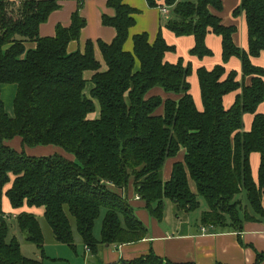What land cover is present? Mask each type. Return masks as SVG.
Here are the masks:
<instances>
[{
	"label": "trees",
	"instance_id": "obj_1",
	"mask_svg": "<svg viewBox=\"0 0 264 264\" xmlns=\"http://www.w3.org/2000/svg\"><path fill=\"white\" fill-rule=\"evenodd\" d=\"M146 1L150 7L172 11L167 27L176 36L195 37L193 56L213 55L206 45L208 33L222 37L224 64L233 57L241 60V81L235 72L223 80V65L212 71L199 69L204 106L200 111L189 83L192 66L165 61L166 53L175 48L162 33L153 45L147 34L137 35L134 52L125 51L137 11L123 0H108L116 16L102 18L105 26L117 31L111 44L98 42L105 72L92 41L84 53L68 52L86 26L80 8L70 27L58 25L55 37H42L40 27L60 9V0L19 4L0 0V264H44L46 244L39 217L26 212L15 218L16 226L27 243L40 249L41 258L24 256L16 236L9 240L4 195L13 209L44 208L43 218L57 244L74 249L81 244L93 254L101 245L121 246L147 238L148 228L124 196L131 184L158 222L164 219L167 200L175 211L190 213L200 208L199 197L208 206L200 221L204 228L243 232L246 223L264 220V114L258 112L264 102V69L252 63L264 52V0H241L234 13L246 17L249 51L235 45L237 28L224 26L212 14L210 8L222 10L221 0ZM86 71L95 73L91 97L85 94ZM2 85L17 87L13 118L6 112ZM155 89L175 98L148 97ZM238 90L234 106L227 110L224 97ZM95 102L100 106L98 119L91 118L97 111ZM246 114L254 116L249 132L244 129ZM17 137L22 151L8 145ZM40 146L58 147L74 159L63 153L36 157L25 152L27 147ZM182 150L184 162L176 163L170 180L164 181L166 162ZM253 153L261 155L258 182L252 175ZM244 193L246 206L241 199ZM103 211L98 241L94 229ZM263 260L264 254H259L256 264ZM113 264L194 263H174L150 253Z\"/></svg>",
	"mask_w": 264,
	"mask_h": 264
},
{
	"label": "crops",
	"instance_id": "obj_2",
	"mask_svg": "<svg viewBox=\"0 0 264 264\" xmlns=\"http://www.w3.org/2000/svg\"><path fill=\"white\" fill-rule=\"evenodd\" d=\"M13 1V0H12ZM125 4L137 11L135 14V25L130 29V36L126 42L124 49L127 52H134V37L137 35L147 34L149 42L153 45L158 38L159 33H162L166 43L175 48L174 52H168L165 55V61L172 65H177L180 61L184 62V66H192V75L189 77L191 85V94L195 101L198 110L203 111V101L201 95L200 82L198 78V70L205 68L209 71L214 70L215 67L223 65L226 68V74L223 78L235 72L238 74V80L242 79V62L236 57L231 58L227 64L223 61V44L222 37L210 32L206 36V45L213 52V55L205 58H198L191 54V50L196 44L194 36L178 37L168 27V22L173 18L172 11L168 8L167 12L163 11L164 7L153 8L150 7L146 0H123ZM108 0H60L59 10L53 12L48 21L41 25L40 35L42 37H55L56 28L62 25L65 28L71 26L72 15L80 8V16L86 20V26L82 29L80 40L70 43L68 52L81 51L84 53L88 41H92L95 46V57L101 64V72L107 71V65L104 61L103 55L99 49L98 42L102 41L111 44L117 36V31L113 27L105 26L102 22L103 16L114 18L116 11L108 7ZM222 10L218 11L215 8H210L213 15L219 17L221 22L226 27H236L237 31L233 35V40L236 46L249 51L250 40L248 33V26L245 15L235 16V11L240 7L241 0H221ZM253 65L264 69V52L258 58H252ZM136 69H139V65ZM94 72H84V78L87 81L85 94L91 97V91L94 88L92 78ZM250 81V80H249ZM248 81V82H249ZM6 92V97L4 96ZM17 92L16 86L2 85L1 93L5 104V109L10 117H14V98ZM241 90L230 93L224 97V107L231 109ZM162 96L164 99L170 96L161 89H155L149 93L148 97ZM8 101L9 107L6 106ZM97 111L91 118L98 119L100 117V106L95 102ZM159 114L163 113L160 109ZM258 112L264 114V102L259 106ZM254 121V116L251 114L244 115V129L246 132L251 131ZM8 145L18 151H22L21 138L17 137L8 142ZM27 151L34 154L36 157L52 156L59 151L56 149L45 147L26 148ZM64 156L74 159L72 155L62 152ZM59 152V154H62ZM28 155V154H27ZM30 156V155H29ZM186 152L182 150L175 158L169 159L164 167L163 178L164 181H169L173 167L176 163H182L185 160ZM252 175L255 182L259 179V169L261 164V155L253 153L250 157ZM191 189L197 193L196 184L191 181ZM11 187L8 185L6 191ZM5 191V192H6ZM124 196L128 198L130 206L134 209L137 218L143 224L148 226V236L145 240L125 244L121 246L116 245H101L97 254H93L85 246L78 244L74 250L80 246V252L83 254L84 264H113L121 263V261H131L140 257H145L150 253L169 260L174 263H194V264H256L259 254H264V220L252 221L245 224L243 232H238L231 228H207L203 232L201 223L191 226L189 222L176 223L175 219L164 217L162 222L147 215V220L144 214L147 211L145 203L137 199L134 185L131 184ZM244 205H248L246 193L241 196ZM168 211L174 210V205L170 200L166 201ZM165 209V210H166ZM2 212L5 219H15L23 212L34 214L39 218L44 216V208H30L24 206L20 209H13L11 203L6 195L2 201ZM141 213V214H139ZM144 213V214H143ZM105 216V214H104ZM142 219V220H141ZM103 224V222H102ZM96 228V227H95ZM95 230V229H94ZM101 230L96 231V239L101 241ZM99 233L100 236H97ZM71 248V247H70ZM46 249V246L44 250ZM23 254L24 248L21 246ZM45 255V254H44ZM46 255L44 256V260ZM41 258V255L36 257ZM45 264V263H44ZM264 264V260L260 262Z\"/></svg>",
	"mask_w": 264,
	"mask_h": 264
},
{
	"label": "rangeland",
	"instance_id": "obj_3",
	"mask_svg": "<svg viewBox=\"0 0 264 264\" xmlns=\"http://www.w3.org/2000/svg\"><path fill=\"white\" fill-rule=\"evenodd\" d=\"M9 86H15V85H9ZM5 95H6V92H5L4 96ZM6 106L9 107L8 101L6 102ZM40 147H42V146H40ZM48 147L56 149L60 153L64 152L60 148L55 147V146H48ZM32 149H35V148H32ZM27 154L30 156H34V154H32L28 151H27ZM199 201L201 204L200 208L194 212H190V213L177 212L175 210L171 211V208H170L169 211H168V209L165 210L164 217L166 219V217L170 218V216H171L175 219L176 223H179L181 221L189 222L191 226L195 227L196 224L201 223L200 222L201 216H202L203 212L208 209L207 203L202 197H199ZM166 207H167V204H166ZM104 214H105V212L103 211L100 218L96 222V225H95L96 228L94 230L95 235H96V231H98V232L100 231V227H101L102 222H103L104 217H105ZM139 214H141V213H139ZM147 215L150 216L148 211H146L145 214L143 215L145 220H147ZM150 218H151V216H150ZM39 219L41 221L43 232H44L45 239H46L45 255L47 257H45V260L43 259V262L45 264H84L85 263L84 258H83V254L80 252V246L77 248V250H74L67 245L57 244L56 242H54L52 230L48 226V224L45 222L44 218H39ZM7 221L11 227V234H10L9 240H11L13 236H16L17 239L19 240V242L21 243V246L24 248L23 255L28 257V258L37 259L36 257L38 255H41L40 249L36 245L29 244L25 241V235H23L19 231V229L17 228L15 219L9 218V219H7ZM144 225L148 228V226L146 224H144ZM97 236H100L99 233Z\"/></svg>",
	"mask_w": 264,
	"mask_h": 264
},
{
	"label": "built area",
	"instance_id": "obj_4",
	"mask_svg": "<svg viewBox=\"0 0 264 264\" xmlns=\"http://www.w3.org/2000/svg\"><path fill=\"white\" fill-rule=\"evenodd\" d=\"M17 4H19L21 2V0H14ZM163 11L164 12H167L168 11V8L167 7H164L163 8ZM137 199H140L139 197H137ZM212 228V227H211ZM207 228H203V232H206ZM88 249V248H86Z\"/></svg>",
	"mask_w": 264,
	"mask_h": 264
}]
</instances>
